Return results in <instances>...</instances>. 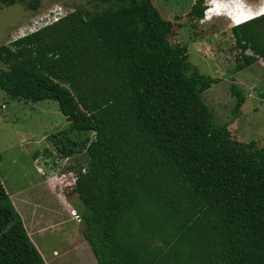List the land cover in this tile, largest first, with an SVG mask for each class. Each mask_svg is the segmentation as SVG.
I'll return each mask as SVG.
<instances>
[{
	"label": "trees",
	"instance_id": "obj_1",
	"mask_svg": "<svg viewBox=\"0 0 264 264\" xmlns=\"http://www.w3.org/2000/svg\"><path fill=\"white\" fill-rule=\"evenodd\" d=\"M100 1V11L78 8L14 50L0 47L1 90L14 101L54 100L72 129L93 133L71 190L97 263L264 264V147L215 123L203 92L217 79L169 41L174 23L152 0ZM16 2L40 5L0 0ZM207 8L193 0L187 15L200 20ZM235 39L260 53L250 31ZM241 55L235 70L259 57ZM231 91L237 111L245 97L234 83ZM3 185L0 264H46Z\"/></svg>",
	"mask_w": 264,
	"mask_h": 264
},
{
	"label": "rangeland",
	"instance_id": "obj_2",
	"mask_svg": "<svg viewBox=\"0 0 264 264\" xmlns=\"http://www.w3.org/2000/svg\"><path fill=\"white\" fill-rule=\"evenodd\" d=\"M205 2L208 4L209 0ZM152 3L164 19L174 23L168 34L169 41L185 45L188 59L199 73L216 78L213 84L220 81L215 86L219 88L215 92L218 93L221 85L224 86L225 99L215 101H225L219 103L220 107L213 106L203 95L215 123L228 122L227 127L233 138L244 142L254 141L258 148L264 147L263 76L260 75V80L253 87L254 95H245L246 102L237 111H233L236 96L229 85L231 80L224 78L235 70L237 64L244 62L241 48L231 31V18L228 16L230 19L226 23L224 20L209 21L205 17L204 20L192 19L187 13L193 0H152ZM107 4L100 0H40L39 7L31 10L22 2L13 5L0 3V47L8 46L14 50L13 41L25 36L28 28L39 29L44 21H52L59 13L66 14L78 8L96 12ZM224 6L234 15L240 13L238 8L235 10L227 4ZM244 6L239 7L245 9ZM221 14L227 16V12ZM215 16L218 15L213 13L212 18ZM250 26L259 41L264 42V18ZM202 43L212 46L214 53L205 54ZM250 52L249 49L246 53L244 51L253 57ZM4 67L8 69L0 62V71ZM92 136V132L72 129L56 101H14L0 89V179L9 194V201L16 206L30 239L46 264H76L75 255L83 248L85 240L82 233L75 234L72 230L78 227L82 230L79 211L74 209L75 216L71 210L68 213L58 200L64 197L75 207L73 202H76L77 196L71 190L73 186L61 189L62 179H52L56 184L54 187L48 183V176L52 172L62 176L69 164L75 166L72 170L74 173L80 164L84 166L85 147ZM61 145L74 152L63 155L59 151Z\"/></svg>",
	"mask_w": 264,
	"mask_h": 264
},
{
	"label": "crops",
	"instance_id": "obj_3",
	"mask_svg": "<svg viewBox=\"0 0 264 264\" xmlns=\"http://www.w3.org/2000/svg\"><path fill=\"white\" fill-rule=\"evenodd\" d=\"M218 1L220 2L219 5L221 8V13H223L224 11H228L224 6L225 4H227L232 9L235 8V10H236V8H238L240 14L244 13L245 15H247L249 13H257L261 8L264 7V0H239V3L235 2V0H218ZM241 5L242 6L245 5L244 6L245 9L240 8L239 6H241ZM222 7L225 9H222ZM261 15H263V14H261ZM261 15H259V16H261ZM259 16H256V17H259ZM256 17H254V18H256ZM252 19L245 21L246 22V23L244 22L245 24L242 23L244 25L240 24L238 27L233 26V23H232L231 24V29H232L231 31H232V34L234 35V38H235V32L243 33V32L250 31L252 33V36L256 38L255 47L258 50H260L259 51L260 53L255 52L253 47L251 46V44L249 42H247V45L244 48L240 47L241 51L243 49V54L248 56V54H245V53H246V50L249 49V50H251L252 54L254 52L259 57L256 58L257 60L255 58L253 60L251 59L249 64L245 68L238 69V70L236 69L235 71H232L231 73H229L230 75L224 76L225 79H226V77L230 78L231 81H230L229 85H231V82L234 83L242 91L244 96L247 94L254 95L253 87L256 85L257 80H260V75L263 76V81H264V75H263L264 74V56H262V54H264V42L259 41V39L255 36V32H254L253 27L250 26L252 23H255L257 20H260L262 18H259L255 21H253ZM213 20H216V21L224 20V22L226 23L228 21V18L224 14H222V15H218V16L213 17L209 21H213ZM243 27H244V30H242ZM201 47H202L203 52L205 54H209L211 52L214 53L213 47L208 45L207 43H204V44L202 43ZM244 51H245V53H244ZM219 82L216 84H212L207 90H205L203 92V95L205 94V96H206L205 97L206 100H208V102H210L215 107H220L219 103L225 102V101H221L219 103H216L217 101H220V98L225 99V97H223L225 95V93H224L225 88L223 85H221L220 91L218 93L215 92L219 89V88L218 89L215 88V86L219 85ZM263 85H264V82H263ZM263 96H264V93H263ZM214 102H215V104H214ZM245 102H246V99H244L243 104ZM20 191H21V189H20ZM58 200H60L63 208L66 209V211H68V213H69V210L71 208H73L72 205H70L69 202L66 201V199L64 197H61V199L58 198ZM15 209L17 210L16 206H15ZM72 230L74 231L75 234H78V233L81 234L82 233L81 230H79V227H78V229L74 228ZM73 231H72V234H73ZM82 247L83 248L81 250H79L77 252V254L75 255L76 264H77V262H79L80 264H98L93 253L91 252L86 240L82 244ZM54 253H56V251Z\"/></svg>",
	"mask_w": 264,
	"mask_h": 264
},
{
	"label": "clouds",
	"instance_id": "obj_4",
	"mask_svg": "<svg viewBox=\"0 0 264 264\" xmlns=\"http://www.w3.org/2000/svg\"><path fill=\"white\" fill-rule=\"evenodd\" d=\"M217 2L220 4V2L218 0H209V2L207 4L209 9L208 8L206 9L205 15H204V17H205L206 20H210L212 18V14L213 13L216 14V15H222L221 14L220 5ZM235 2L239 3V0H235ZM211 4H212V7L210 8L209 6H211ZM224 12H227V15L232 19L231 20L228 16L225 15L228 19H230L231 23H233V26H238V25L244 23L247 20H250V19H252V18H254L256 16H259L261 14H264V7L261 8L257 13H249L247 15H245L244 13H241L240 15H233L232 11H224ZM59 14L60 15L58 17H53L54 19L52 21H55L56 19H58V18H60V17H62V16L65 15V14H62V13H59ZM204 17L202 18L203 20H204ZM245 17H247V19H245ZM52 21H49V22L44 21L43 22V25L41 27L45 26L47 23H51ZM36 30H38V29L31 30V28H28V32H26L25 35H27L29 33H33ZM69 165H67L66 172L65 173H61L62 176H58L57 174H55L54 172H52L51 176H48V180L49 181L46 179L48 181V183L50 185L56 187V184L53 181H60L62 179L61 180V183H60L61 185H63L64 187H67V186L68 187H71V186L74 187L75 184H76L77 172L78 171L76 173L72 172L73 169H69L68 168ZM73 174H74V176L76 175L75 176L76 179H74V180H73ZM52 176H54V177H52ZM52 179H53V181H52ZM70 210H74V209L71 208Z\"/></svg>",
	"mask_w": 264,
	"mask_h": 264
},
{
	"label": "built area",
	"instance_id": "obj_5",
	"mask_svg": "<svg viewBox=\"0 0 264 264\" xmlns=\"http://www.w3.org/2000/svg\"><path fill=\"white\" fill-rule=\"evenodd\" d=\"M250 54H251V52H250ZM76 176V175H75ZM74 176V174H73V180L74 179H76V177ZM71 213L75 216L76 215V212H75V210H71ZM75 218V217H74Z\"/></svg>",
	"mask_w": 264,
	"mask_h": 264
},
{
	"label": "bare ground",
	"instance_id": "obj_6",
	"mask_svg": "<svg viewBox=\"0 0 264 264\" xmlns=\"http://www.w3.org/2000/svg\"><path fill=\"white\" fill-rule=\"evenodd\" d=\"M234 15V14H233ZM235 15H240V13H237V14H235ZM228 16V15H227ZM232 20V19H231Z\"/></svg>",
	"mask_w": 264,
	"mask_h": 264
},
{
	"label": "snow or ice",
	"instance_id": "obj_7",
	"mask_svg": "<svg viewBox=\"0 0 264 264\" xmlns=\"http://www.w3.org/2000/svg\"><path fill=\"white\" fill-rule=\"evenodd\" d=\"M245 19H247V17H245Z\"/></svg>",
	"mask_w": 264,
	"mask_h": 264
}]
</instances>
